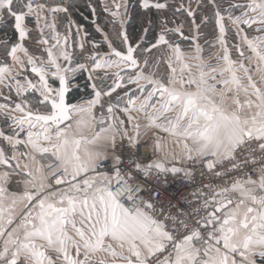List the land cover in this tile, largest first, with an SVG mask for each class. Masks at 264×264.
<instances>
[{
    "label": "snow or ice",
    "instance_id": "snow-or-ice-1",
    "mask_svg": "<svg viewBox=\"0 0 264 264\" xmlns=\"http://www.w3.org/2000/svg\"><path fill=\"white\" fill-rule=\"evenodd\" d=\"M76 7L0 0V264H264V0Z\"/></svg>",
    "mask_w": 264,
    "mask_h": 264
},
{
    "label": "crops",
    "instance_id": "crops-1",
    "mask_svg": "<svg viewBox=\"0 0 264 264\" xmlns=\"http://www.w3.org/2000/svg\"><path fill=\"white\" fill-rule=\"evenodd\" d=\"M49 3H67L68 0H48ZM72 2L74 4H76L78 7L74 8L73 11V15L72 18L79 24H81L83 26V28L85 30H87L88 32H90L92 34L91 38L98 40V41H102V37L99 33L96 32L95 30V26L92 23V20L95 19L97 21V23H99L101 26H104L106 23V19H107V14L103 11V4L104 3H108L111 4V0H92L94 6H96L97 8V16L92 17L90 15L89 10L86 7V3L87 0H72ZM62 17V14H60ZM78 18H80L83 23L79 20ZM65 22L63 21V19L61 18L60 20H58V30H60L61 32H63V24ZM29 26L31 27V18H29ZM107 30L109 31L110 36L112 37V39L114 41H116V37L114 35V33L112 32L111 27L109 26L107 28ZM207 55V53H206ZM5 101H3L2 99H0V103H4Z\"/></svg>",
    "mask_w": 264,
    "mask_h": 264
},
{
    "label": "built area",
    "instance_id": "built-area-1",
    "mask_svg": "<svg viewBox=\"0 0 264 264\" xmlns=\"http://www.w3.org/2000/svg\"><path fill=\"white\" fill-rule=\"evenodd\" d=\"M168 191L173 194L180 193V192H184V194H187L183 186L180 185L178 182H170L168 186Z\"/></svg>",
    "mask_w": 264,
    "mask_h": 264
},
{
    "label": "trees",
    "instance_id": "trees-1",
    "mask_svg": "<svg viewBox=\"0 0 264 264\" xmlns=\"http://www.w3.org/2000/svg\"><path fill=\"white\" fill-rule=\"evenodd\" d=\"M133 2H135V0H133ZM78 20H79V22L81 21L83 23V21L80 18H78ZM129 31H130V33H132V32H134V29L133 28H130ZM152 39H153L152 36H149L148 37V40H152Z\"/></svg>",
    "mask_w": 264,
    "mask_h": 264
},
{
    "label": "rangeland",
    "instance_id": "rangeland-1",
    "mask_svg": "<svg viewBox=\"0 0 264 264\" xmlns=\"http://www.w3.org/2000/svg\"><path fill=\"white\" fill-rule=\"evenodd\" d=\"M205 31H206V32H211V29H210V28H209V29H205Z\"/></svg>",
    "mask_w": 264,
    "mask_h": 264
},
{
    "label": "flooded vegetation",
    "instance_id": "flooded-vegetation-1",
    "mask_svg": "<svg viewBox=\"0 0 264 264\" xmlns=\"http://www.w3.org/2000/svg\"><path fill=\"white\" fill-rule=\"evenodd\" d=\"M118 43V41H116Z\"/></svg>",
    "mask_w": 264,
    "mask_h": 264
}]
</instances>
